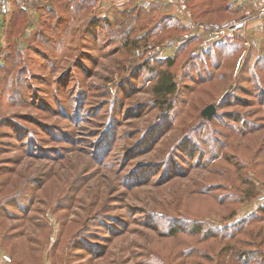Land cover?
Returning <instances> with one entry per match:
<instances>
[{
	"label": "rangeland",
	"instance_id": "rangeland-1",
	"mask_svg": "<svg viewBox=\"0 0 264 264\" xmlns=\"http://www.w3.org/2000/svg\"><path fill=\"white\" fill-rule=\"evenodd\" d=\"M187 30L168 0L0 11L1 264H264V20L148 51Z\"/></svg>",
	"mask_w": 264,
	"mask_h": 264
},
{
	"label": "built area",
	"instance_id": "built-area-1",
	"mask_svg": "<svg viewBox=\"0 0 264 264\" xmlns=\"http://www.w3.org/2000/svg\"><path fill=\"white\" fill-rule=\"evenodd\" d=\"M168 2L177 5L181 21L188 30L178 39H168L165 43L152 42L147 46L149 52H161L175 44L184 45L196 41V49L190 52L192 56H195L210 46L232 40L236 35L243 34L250 24L264 20V0H254L253 9L222 22L194 20L185 0H168ZM10 3L11 0H0L1 13L6 14L9 11ZM245 43L248 42L245 41ZM256 200L259 203H264V188L260 190Z\"/></svg>",
	"mask_w": 264,
	"mask_h": 264
},
{
	"label": "trees",
	"instance_id": "trees-1",
	"mask_svg": "<svg viewBox=\"0 0 264 264\" xmlns=\"http://www.w3.org/2000/svg\"><path fill=\"white\" fill-rule=\"evenodd\" d=\"M210 1L212 2L213 0H210ZM193 7L194 6H192V8ZM220 7H222V6L218 5V8H220ZM221 45H226V44L223 43ZM205 51L207 52L208 50H205ZM261 63H262L261 69L264 71V61L261 62ZM175 91H176V83L173 80L172 74L170 72L166 71V70L159 71L157 73L156 81H155V83L153 84V87H152V92L156 96L157 101L160 102V103H165L168 100V97L170 95H172L173 93H175ZM199 229L200 228H197V230H199ZM240 241L243 242V240H240ZM244 241H247V240H244ZM247 242L251 243L252 240H248ZM233 249H235V246H233ZM243 252L244 251H242L239 256L243 255ZM254 252H255L254 253L255 255L261 254L260 252H258L256 250ZM244 253H246L247 256L249 254H253L252 252H244Z\"/></svg>",
	"mask_w": 264,
	"mask_h": 264
},
{
	"label": "crops",
	"instance_id": "crops-1",
	"mask_svg": "<svg viewBox=\"0 0 264 264\" xmlns=\"http://www.w3.org/2000/svg\"><path fill=\"white\" fill-rule=\"evenodd\" d=\"M242 1L243 0H229L225 6L218 8L217 4H219V2H216V0H213L212 2L210 0H188V2L192 3L191 5L194 6L191 8L194 16H197L201 20H213L215 18H220L221 12L229 10L228 4L238 5L239 3H242ZM248 3L251 5L250 7H252L254 5V0H247V4ZM261 32L264 33L263 31ZM260 51L264 54V45Z\"/></svg>",
	"mask_w": 264,
	"mask_h": 264
},
{
	"label": "water",
	"instance_id": "water-1",
	"mask_svg": "<svg viewBox=\"0 0 264 264\" xmlns=\"http://www.w3.org/2000/svg\"><path fill=\"white\" fill-rule=\"evenodd\" d=\"M213 105H208L204 110H203V114H206L208 117H210V115L213 112Z\"/></svg>",
	"mask_w": 264,
	"mask_h": 264
}]
</instances>
